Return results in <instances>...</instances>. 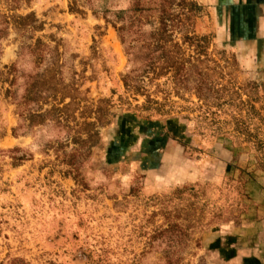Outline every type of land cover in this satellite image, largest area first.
I'll use <instances>...</instances> for the list:
<instances>
[{
  "label": "rangeland",
  "instance_id": "rangeland-1",
  "mask_svg": "<svg viewBox=\"0 0 264 264\" xmlns=\"http://www.w3.org/2000/svg\"><path fill=\"white\" fill-rule=\"evenodd\" d=\"M69 1L0 0V264H264L257 25L189 0V31L207 40L196 55L174 32L187 71L154 75L141 72L148 24L126 32L127 54ZM29 12L36 29L15 16Z\"/></svg>",
  "mask_w": 264,
  "mask_h": 264
},
{
  "label": "trees",
  "instance_id": "trees-1",
  "mask_svg": "<svg viewBox=\"0 0 264 264\" xmlns=\"http://www.w3.org/2000/svg\"><path fill=\"white\" fill-rule=\"evenodd\" d=\"M15 1V0H9ZM130 7L126 9H117L110 11L108 8L97 9L93 0H81L83 6H87L93 15H99L105 23H109L114 31L117 33L120 43L125 47V52L130 53L129 49L131 44L126 41L125 35L129 29L136 24V31H139L140 24H148L150 30L147 33L139 32L142 38L141 46L144 48L142 55L145 61L141 72H151L154 75L159 74V70L166 68L165 70H174L175 73L181 70L184 74L187 71V66H184L185 59L184 48H181L182 44H185L187 49L190 46H194V53L199 54V44L207 40L205 35H197L193 30L189 31L191 24H189V12L195 16L200 10V5L189 0H132ZM76 5V0H70L68 4V10L71 12L84 13ZM146 12V13H143ZM148 12V13H147ZM18 19H30L29 24H19L30 28H38L39 25L32 24L35 20L31 12L25 15H15ZM143 19V21H142ZM7 23L6 19L4 20ZM6 26L4 25V31L6 33ZM180 33V43L176 42L173 37V33ZM207 42V41H206ZM189 55V54H188ZM158 59L164 60V66L156 64ZM183 74V75H184ZM126 74L123 76V84L126 86ZM213 89V87H211ZM206 97V96H205ZM203 103L209 101L210 96L206 98ZM217 98L216 96H214ZM197 98L200 97L197 96ZM213 100V99H212ZM213 103V101H212ZM55 107H53L54 109ZM50 110V109H49ZM8 264H29L22 258L11 257L8 260ZM247 264V263H245Z\"/></svg>",
  "mask_w": 264,
  "mask_h": 264
},
{
  "label": "crops",
  "instance_id": "crops-1",
  "mask_svg": "<svg viewBox=\"0 0 264 264\" xmlns=\"http://www.w3.org/2000/svg\"><path fill=\"white\" fill-rule=\"evenodd\" d=\"M223 8H234L233 24H256L255 33L264 44V0H218ZM221 1H223L221 3ZM206 2V0H203ZM225 6V7H224Z\"/></svg>",
  "mask_w": 264,
  "mask_h": 264
}]
</instances>
